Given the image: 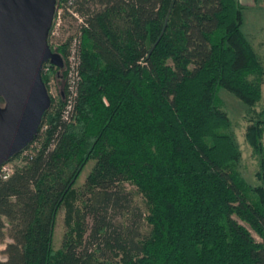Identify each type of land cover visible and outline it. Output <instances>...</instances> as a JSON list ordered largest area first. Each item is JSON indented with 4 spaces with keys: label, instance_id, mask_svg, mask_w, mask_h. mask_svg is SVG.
<instances>
[{
    "label": "trees",
    "instance_id": "1",
    "mask_svg": "<svg viewBox=\"0 0 264 264\" xmlns=\"http://www.w3.org/2000/svg\"><path fill=\"white\" fill-rule=\"evenodd\" d=\"M72 7L85 24L77 97L65 122L63 95L48 94L21 164L0 180V239H11L0 264H85L108 252L109 264H264V109L253 110L264 70L240 30L242 6L74 0ZM69 38L49 46L63 62ZM48 68L40 71L46 91L56 70L64 92L65 69ZM220 89L245 106L243 137L259 158L255 185L238 170ZM91 160L80 211L67 210L68 231L54 250L55 213ZM125 183L145 201L143 236L108 218L129 203Z\"/></svg>",
    "mask_w": 264,
    "mask_h": 264
},
{
    "label": "water",
    "instance_id": "2",
    "mask_svg": "<svg viewBox=\"0 0 264 264\" xmlns=\"http://www.w3.org/2000/svg\"><path fill=\"white\" fill-rule=\"evenodd\" d=\"M53 12L54 0H0V164L36 135L49 106L42 63L64 66L47 43Z\"/></svg>",
    "mask_w": 264,
    "mask_h": 264
},
{
    "label": "rangeland",
    "instance_id": "3",
    "mask_svg": "<svg viewBox=\"0 0 264 264\" xmlns=\"http://www.w3.org/2000/svg\"><path fill=\"white\" fill-rule=\"evenodd\" d=\"M237 1L239 5L242 6L240 30L252 45L264 70V0ZM94 7L96 8V6H93V8ZM72 19L73 18L69 17V15H65L63 17V20L60 24L61 26H59V35L61 36L59 39L63 40L76 31V20ZM50 41L51 43H54L56 40L50 38ZM54 46L56 45L51 46V48ZM64 68L65 63L63 69ZM249 78H253V76H250ZM260 81L261 98L259 102L253 106L254 112H259L261 109H264V74L261 76ZM62 83L63 80L60 78L58 71L54 70L51 74H49L47 80V93L54 100L56 99V96L59 95ZM218 97L221 101V109L225 112L229 120V126L226 129V132L232 136L239 150V159L237 161L238 170L248 184L255 185L258 183L255 173L258 170L259 158L252 153L243 137L244 128L247 124L245 106L224 89H220L218 91ZM262 141L264 144V133ZM10 163L13 166L20 165L21 156L18 155L17 157L13 158L10 160ZM92 164V160L85 164L74 184L72 185L70 192L67 194L62 205L55 213L51 237V246L54 250L61 247L64 234L66 231H68L67 226L64 223L67 210L70 208V210L74 212L73 214H75L76 211H80V190L82 188L84 178ZM123 188L126 195L129 196V203H127V207L124 209V211L118 209L117 207L113 210H109L108 218L113 225H119L123 229L125 228L126 230L137 232L138 236H143L148 230V226L146 225L144 219V216L147 214L145 201L134 186L125 183ZM74 218L75 215L72 217V220ZM83 223L84 225L88 226L89 219L85 218ZM250 233L256 240H260L259 237H257L252 231H250ZM9 242H11V239L5 235L2 239H0V261L4 259V254L2 253L4 245ZM114 259L115 257L113 256L112 252H108L104 255L96 254L91 259H88L85 264H109Z\"/></svg>",
    "mask_w": 264,
    "mask_h": 264
},
{
    "label": "built area",
    "instance_id": "4",
    "mask_svg": "<svg viewBox=\"0 0 264 264\" xmlns=\"http://www.w3.org/2000/svg\"><path fill=\"white\" fill-rule=\"evenodd\" d=\"M73 3L74 0H67L65 3H60L59 6L56 8L51 25L48 30L47 35V43L48 46L58 45L62 43L65 39L61 40V36L59 35V26H61V21L63 20V11H65L69 17L73 18L72 20H76V31L71 34L69 41L67 43L66 49V56H65V91L63 92V100H64V107L61 112V118L65 122L70 120L73 106L75 103V99L77 97V90L79 84V62H80V33H81V26H84L82 17H80L74 10H73ZM50 38L56 40L53 45L50 41ZM49 64L47 62L42 63L40 71L45 73L49 68ZM25 154V149L23 152L20 153L19 156ZM13 165L10 161L3 162L0 164V180H5L10 173L12 172Z\"/></svg>",
    "mask_w": 264,
    "mask_h": 264
},
{
    "label": "flooded vegetation",
    "instance_id": "5",
    "mask_svg": "<svg viewBox=\"0 0 264 264\" xmlns=\"http://www.w3.org/2000/svg\"><path fill=\"white\" fill-rule=\"evenodd\" d=\"M57 1L58 0H54V9H55V6H56V3H57ZM53 14H54V12H53ZM52 19H53V16H52ZM52 22V21H51ZM50 50H51V48H50ZM0 106H2V100H1V102H0ZM25 148V147H24ZM23 150V149H22ZM18 153H20V152H18Z\"/></svg>",
    "mask_w": 264,
    "mask_h": 264
},
{
    "label": "crops",
    "instance_id": "6",
    "mask_svg": "<svg viewBox=\"0 0 264 264\" xmlns=\"http://www.w3.org/2000/svg\"><path fill=\"white\" fill-rule=\"evenodd\" d=\"M254 1V0H253Z\"/></svg>",
    "mask_w": 264,
    "mask_h": 264
}]
</instances>
